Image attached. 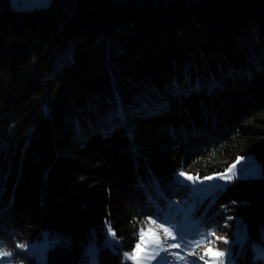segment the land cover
<instances>
[{"label":"trees","instance_id":"16d2710c","mask_svg":"<svg viewBox=\"0 0 264 264\" xmlns=\"http://www.w3.org/2000/svg\"><path fill=\"white\" fill-rule=\"evenodd\" d=\"M247 155L262 176L217 190L201 224L234 247L238 222L237 261L261 264L264 0H0V247L15 262L35 263L17 247L48 232L44 264H127L178 169Z\"/></svg>","mask_w":264,"mask_h":264},{"label":"rangeland","instance_id":"374dc122","mask_svg":"<svg viewBox=\"0 0 264 264\" xmlns=\"http://www.w3.org/2000/svg\"><path fill=\"white\" fill-rule=\"evenodd\" d=\"M9 2L10 6L16 10H31L49 4L47 0H9ZM163 101L166 104L165 100L156 102V104L163 105ZM151 104L152 106H159L155 105L153 100H151ZM149 107L150 105L145 108L149 109ZM153 109H156V107H153ZM121 111V106H119L115 119L111 115L112 117H107V119L110 117L108 121L116 123V120H120L119 114L122 113ZM229 169H231V172H229ZM181 172L185 175H180ZM229 176L231 179H227ZM261 176V164L252 155L238 157L225 172L211 174L204 178L195 177L183 169H178L175 172V177L183 189L174 197L167 198L164 204L156 205L155 211L157 212L155 215L143 221V229L147 230L151 228L162 243L166 241L164 246L168 248V251L154 249V246L150 243L147 244V247L142 246L141 252L145 255L141 259V264H204V260H201L200 256L209 247L213 249V252L224 253L222 257L206 256L205 260H208L209 264H212L213 260L216 261V264H219L220 261H223V264H248L245 262L239 263L236 259L247 238L244 226L237 222L234 237L236 245L228 247V243L225 242L224 236L221 233H214V236L210 235V232L202 226L201 217L217 190H223L236 179L259 178ZM187 177H192V179H188ZM163 228H168L176 236V239H167ZM113 232L108 224H104L105 244L112 245L118 242L117 237L112 235ZM181 235H183V240L181 239ZM217 237L220 239H216ZM198 241H204V243L196 247ZM208 241H212V243L209 244ZM139 242L140 238L137 243ZM51 244L48 232H44L41 238L31 241L22 248L17 247V251H26L30 256H33L35 263L15 262L11 255L0 259L4 261V264H9V262L10 264H44L47 250ZM171 244H180V247L169 248L168 245ZM248 246L251 248L250 251L253 257L258 259L261 264H264V247L255 242L250 243ZM134 250L135 247L131 253ZM3 251L5 250L3 249ZM155 251H159V255H156L154 259H149L148 257L154 255ZM95 253L96 244L94 237H92L90 243L87 245V254L91 263H94ZM172 253H179L185 259L179 260ZM126 261L127 264H134L133 260L126 259Z\"/></svg>","mask_w":264,"mask_h":264},{"label":"snow or ice","instance_id":"6c2138e0","mask_svg":"<svg viewBox=\"0 0 264 264\" xmlns=\"http://www.w3.org/2000/svg\"><path fill=\"white\" fill-rule=\"evenodd\" d=\"M229 172H231V169H229ZM180 175H185L183 172L180 173ZM188 179H192V177H187ZM227 179H231V177H227ZM154 223V222H151ZM163 232L165 233V236L167 239H172L175 240L176 236L173 235V233L168 229V228H163ZM113 236H115L116 234L113 232L112 233ZM210 235H215L214 233H210ZM139 238H140V242L137 243L135 245V250L133 251V253L128 254L125 253V258L126 259H130L134 261V264H141V259L143 258V256L145 255L144 253L141 252L142 246L143 247H147V244H152L154 246V249H158L159 251H168V248H166L164 246V243H166V241L164 243L161 242L160 238L155 234V232L149 228L147 230L145 229H141L139 232ZM181 239L183 240V235H181ZM216 239H220L219 237H217ZM227 242V241H225ZM204 243V241H198L196 243V247H199L200 244ZM209 244L212 243V241H208ZM18 247H24L23 245H18ZM169 248H179L180 244H171L168 245ZM159 251H155L154 255L149 256V259H154L156 255H159ZM191 254V253H190ZM12 255L9 252L3 251L2 248H0V258L6 257V256H10ZM172 255L176 256L177 259L179 260H184L185 257L180 256L179 253H172ZM206 256H216V257H222L224 256V253L222 252H213L212 248H207L205 250V252L203 253V255L200 256L201 260H204V264H209L208 260H205ZM0 264H4V261L2 259H0ZM10 264V262H9ZM212 264H216V261L213 260ZM219 264H223V261H220Z\"/></svg>","mask_w":264,"mask_h":264},{"label":"bare ground","instance_id":"6f19581e","mask_svg":"<svg viewBox=\"0 0 264 264\" xmlns=\"http://www.w3.org/2000/svg\"><path fill=\"white\" fill-rule=\"evenodd\" d=\"M163 102H164V101H163ZM119 116L122 118V117L124 116V114L120 113ZM120 117H119V118H120Z\"/></svg>","mask_w":264,"mask_h":264},{"label":"crops","instance_id":"0c3cea01","mask_svg":"<svg viewBox=\"0 0 264 264\" xmlns=\"http://www.w3.org/2000/svg\"><path fill=\"white\" fill-rule=\"evenodd\" d=\"M47 1H49V0H47Z\"/></svg>","mask_w":264,"mask_h":264}]
</instances>
